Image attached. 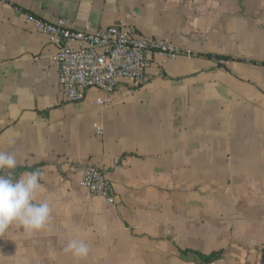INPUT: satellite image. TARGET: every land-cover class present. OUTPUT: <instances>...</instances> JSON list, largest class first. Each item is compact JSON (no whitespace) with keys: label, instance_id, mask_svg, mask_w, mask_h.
<instances>
[{"label":"crops","instance_id":"0c3cea01","mask_svg":"<svg viewBox=\"0 0 264 264\" xmlns=\"http://www.w3.org/2000/svg\"><path fill=\"white\" fill-rule=\"evenodd\" d=\"M30 16L127 24L184 53L150 55L145 83L122 80L107 109L95 89L74 103ZM0 152L13 179L40 173L51 208L42 229L0 234V264H264V0H0ZM91 166L115 205L83 188ZM73 239L87 257L64 250Z\"/></svg>","mask_w":264,"mask_h":264},{"label":"built area","instance_id":"2783aa9c","mask_svg":"<svg viewBox=\"0 0 264 264\" xmlns=\"http://www.w3.org/2000/svg\"><path fill=\"white\" fill-rule=\"evenodd\" d=\"M29 22L58 46L54 61L59 69L60 86L64 97L74 103L84 101L88 92L95 89L104 94L95 104L107 109L112 106L122 80L138 86L145 83L150 55H160L168 61L184 53L174 43L143 37L127 24L105 29L86 25L82 30H75L63 18L45 21L30 16ZM97 133H103L101 127H97ZM82 186L88 194L115 205L111 184L100 167L91 166L86 170Z\"/></svg>","mask_w":264,"mask_h":264},{"label":"clouds","instance_id":"9594fccd","mask_svg":"<svg viewBox=\"0 0 264 264\" xmlns=\"http://www.w3.org/2000/svg\"><path fill=\"white\" fill-rule=\"evenodd\" d=\"M17 167L14 154L0 152V234L12 224L21 225L28 233L42 229L47 223L51 208L47 202L36 203V194L41 189L39 172H26L18 179L11 173ZM73 257L83 259L89 253L88 244L79 239L70 240L64 249Z\"/></svg>","mask_w":264,"mask_h":264},{"label":"trees","instance_id":"16d2710c","mask_svg":"<svg viewBox=\"0 0 264 264\" xmlns=\"http://www.w3.org/2000/svg\"><path fill=\"white\" fill-rule=\"evenodd\" d=\"M183 254H184V256L186 254H189V255L191 254L192 257L194 258L195 262L201 263V264H211V263L219 260L222 256V254L220 252H214L210 255H204V254L193 252V251L192 252L191 251H185Z\"/></svg>","mask_w":264,"mask_h":264}]
</instances>
